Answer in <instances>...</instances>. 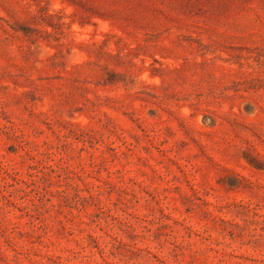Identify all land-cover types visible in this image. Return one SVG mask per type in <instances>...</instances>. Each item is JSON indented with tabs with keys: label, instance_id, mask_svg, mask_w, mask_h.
I'll use <instances>...</instances> for the list:
<instances>
[{
	"label": "rangeland",
	"instance_id": "374dc122",
	"mask_svg": "<svg viewBox=\"0 0 264 264\" xmlns=\"http://www.w3.org/2000/svg\"><path fill=\"white\" fill-rule=\"evenodd\" d=\"M0 264H264V0H0Z\"/></svg>",
	"mask_w": 264,
	"mask_h": 264
}]
</instances>
